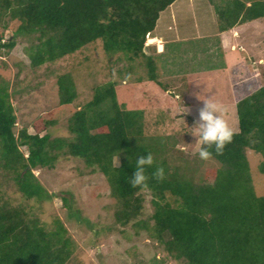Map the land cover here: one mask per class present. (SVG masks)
<instances>
[{"label": "trees", "instance_id": "1", "mask_svg": "<svg viewBox=\"0 0 264 264\" xmlns=\"http://www.w3.org/2000/svg\"><path fill=\"white\" fill-rule=\"evenodd\" d=\"M176 1L0 0V19L5 14L11 19L0 25V51L24 37V53L34 68L100 39L107 55L143 57L147 79L160 85L143 44L154 34L160 14ZM216 10L219 32L264 17V0H224ZM1 29L9 30L7 38ZM56 82L59 103H71L76 90L70 75H58ZM235 107L237 130L231 142L209 156L220 167L206 168L196 184L152 155L157 147L143 136L142 111L117 101L114 82L96 85L90 100L68 118L67 133L59 136L46 131L54 121L41 117L30 123L32 132L21 127L15 133L9 92L0 85V186L12 180L26 199H46L32 169L50 168L61 154L70 155L104 176L121 205L115 211L120 223L137 218L140 192L148 190L153 211L134 225L146 229L179 264H264V194L257 195L251 185L246 154L260 155L258 170L264 173V83L237 98ZM19 146H25L26 155ZM146 153L153 161L145 166L146 184L133 187L129 178L136 157ZM157 168L162 174H156ZM32 215L8 204L0 192V264H65L75 247L67 228L57 217L47 228Z\"/></svg>", "mask_w": 264, "mask_h": 264}, {"label": "rangeland", "instance_id": "2", "mask_svg": "<svg viewBox=\"0 0 264 264\" xmlns=\"http://www.w3.org/2000/svg\"><path fill=\"white\" fill-rule=\"evenodd\" d=\"M223 2L178 0L160 14L156 31L162 38L157 44L154 37L146 38L143 44L144 54L155 61L160 85L147 79L143 57L130 59L121 52L107 55L100 39L32 68L23 49L27 41L18 37L12 49L0 51V85L9 92L16 116L14 132L21 127L32 132L30 123L41 117L54 121L46 128L51 136L66 134L70 115L90 100L96 85L111 81L119 103L142 111L143 136L156 143L152 155L157 161L163 159L169 171L200 183L204 170L220 167V163L211 157L200 158L195 137L186 131L198 119L203 105L199 96L211 95L225 109L229 125L237 130L235 100L264 83V17L245 27L238 38L239 48L220 52L219 46L222 49L227 42L223 36L213 45L208 42L207 36L217 30L216 9ZM6 22H11L9 14L1 17L0 25ZM1 30L7 38L9 30ZM204 45L208 50L200 54ZM257 54L259 64L252 58ZM224 56L231 65L223 64ZM209 67L224 68L215 73ZM204 70H208L206 75L196 74ZM64 73L70 75L76 90L69 104H60L58 97L56 80ZM180 101L187 111L178 116L175 106ZM19 148L26 155L25 146ZM246 154L251 185L257 195L264 194V173L258 170L261 157L250 150ZM112 161L118 165L119 156ZM32 172L45 188L46 199H26L12 180L1 183V195L8 204L32 212L47 228L56 217L64 224L75 244L65 264H179L146 229L134 225L137 219H148L153 211L148 190L140 192L143 201L137 218L123 224L115 220L121 205L111 195L104 176L83 160L61 154L52 167Z\"/></svg>", "mask_w": 264, "mask_h": 264}, {"label": "clouds", "instance_id": "3", "mask_svg": "<svg viewBox=\"0 0 264 264\" xmlns=\"http://www.w3.org/2000/svg\"><path fill=\"white\" fill-rule=\"evenodd\" d=\"M149 37L153 36H146L148 39ZM154 38L156 39V37ZM157 41L156 39L154 43L156 44ZM199 98L203 100V105L198 110V119L192 127H187L186 131L195 137L197 155L206 159L212 154V151L217 154L221 153L225 145L231 142L236 130L224 118L225 109L223 106L214 101L211 95L203 96V98L199 96ZM186 111L187 109L181 101L175 106L176 115ZM152 162V156L148 153L136 157L135 168L129 178V183L133 187L145 186L147 180L145 166L151 165ZM156 174H162V169L157 168Z\"/></svg>", "mask_w": 264, "mask_h": 264}, {"label": "crops", "instance_id": "4", "mask_svg": "<svg viewBox=\"0 0 264 264\" xmlns=\"http://www.w3.org/2000/svg\"><path fill=\"white\" fill-rule=\"evenodd\" d=\"M249 2H247V4H248ZM172 5V4H171ZM170 5V6H171ZM258 19V18H257ZM257 19H254V20H257ZM250 23V21L249 22H245V23H238V24H236V25H234L233 27H231V28H229V29H227V30H224V31H216V33H214V32H212L213 34H210V36H207V37H209L210 39H208V42H210V45H213L214 43H216V41H219V39L221 40V37L223 36L226 40H227V42H226V44H224L223 46H222V49L220 48V46H219V51L220 52H224V51H227L229 48H233L234 47V49L235 48H239L240 46H241V44H240V42H238V38L240 37L239 35L240 34H242V32L244 31V29H245V27H247L248 25H250L249 24ZM253 23H255V22H253ZM200 32V31H199ZM231 33V34H230ZM230 34V35H229ZM215 35V36H214ZM153 37H156V39L158 40V39H161L162 38V35L160 34H158V32L156 31V29H155V32H154V34L152 35ZM161 37V38H160ZM206 36H195L194 38H205ZM212 37V38H211ZM205 39H207V38H205ZM207 42V43H208ZM166 43H167V40H166ZM157 44V43H156ZM201 49H203V50H208V48L204 45V48H201ZM210 49V48H209ZM221 49V50H220ZM218 51V50H217ZM205 52V51H204ZM222 56V55H221ZM252 58H254V59H256L257 60V63L259 64V62H258V60L260 59V55H256L255 57H252ZM223 64H225V66L227 65V66H229V65H231V63H229L228 62V60H227V57L226 56H224V61H223ZM252 67L253 68V66L250 64L249 65V67ZM257 66V65H256ZM250 67V68H251ZM224 67H222V68H216V70H212V68H210V69H208L209 71H215V73H216V71H219V72H217V73H220V70L221 69H223ZM208 70H204V71H198V72H196V74H202V75H206V73L208 72ZM244 70V69H243ZM257 70H258V68H257ZM230 73H231V67H230V70H229V75H230ZM215 75V74H214ZM205 77H207V76H205ZM230 77H227V82H229V79ZM230 83H231V80H230ZM229 83V84H230ZM229 86L230 85H228V88H229ZM233 88V87H232Z\"/></svg>", "mask_w": 264, "mask_h": 264}, {"label": "bare ground", "instance_id": "5", "mask_svg": "<svg viewBox=\"0 0 264 264\" xmlns=\"http://www.w3.org/2000/svg\"><path fill=\"white\" fill-rule=\"evenodd\" d=\"M152 42H153V40H152Z\"/></svg>", "mask_w": 264, "mask_h": 264}]
</instances>
